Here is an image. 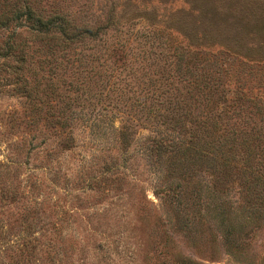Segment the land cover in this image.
<instances>
[{
	"label": "rangeland",
	"instance_id": "obj_1",
	"mask_svg": "<svg viewBox=\"0 0 264 264\" xmlns=\"http://www.w3.org/2000/svg\"><path fill=\"white\" fill-rule=\"evenodd\" d=\"M34 1L72 16L73 24L99 22L107 10L101 0ZM253 1L248 5L259 6L264 20V0ZM137 5L144 16L162 6L128 0L117 10L137 12L131 7ZM183 5L176 0L171 11ZM8 35L0 28V45ZM25 38H18L20 54L0 58V264H264V180L245 181L237 166L241 142L259 144L264 153V112L233 118L236 95L264 103L261 71L215 54L214 72L217 59L235 69L226 88L237 93L214 95V160L191 163L152 144L177 135L178 127H165L175 122L163 125L154 115L136 120L124 144L119 128L131 123L126 115L80 98L85 94L76 91L63 57L97 54L92 45L66 52L49 42L25 47ZM91 67L102 70L94 59ZM132 86L123 91H137L133 100L148 95ZM254 121L259 130L250 132ZM196 134L179 133L185 142Z\"/></svg>",
	"mask_w": 264,
	"mask_h": 264
},
{
	"label": "trees",
	"instance_id": "obj_2",
	"mask_svg": "<svg viewBox=\"0 0 264 264\" xmlns=\"http://www.w3.org/2000/svg\"><path fill=\"white\" fill-rule=\"evenodd\" d=\"M121 1L101 0L107 10L99 22L73 24L72 16L40 7L34 0H0V28L9 32L8 39L0 45V58L22 52L18 38L24 33L25 47L49 42L48 46L69 52L83 42L92 45L91 49L97 54H86L84 50L79 58L65 54V65L62 59L59 64L74 71L78 83L76 91L85 94L80 98L95 99V104L101 103L102 109L113 112L116 108L126 115L131 123L119 128L124 144L130 143L131 136L136 133V120L154 115L155 121L163 125L175 122L172 127L165 125L167 129L178 127V134H170V140H153L159 153H173L191 163L214 160V103H217L214 95L226 99L228 94L237 93L226 88L229 79L236 77L235 69L228 62L226 67H221L223 59L220 62L217 59L219 67L214 72V56L218 53L225 60L257 68L264 82V28L261 24L264 20L257 12L261 8L248 5V0H183L184 5L173 13L171 6L176 0H160L161 8H152V15L144 16L138 13L143 11L139 10L140 5L131 6L137 12L118 11L117 7L128 3V0ZM93 59L102 70L91 67ZM133 84L142 87L140 90L144 89L148 95L133 100V96H139L134 91L133 96H126L123 90L128 86L132 90ZM107 89L121 93L114 98L107 96ZM235 100L240 104L238 110L233 111L235 119L243 114L258 116L264 112L261 98L236 95ZM61 114L64 113H58V117ZM183 123L193 128L181 129ZM255 126L250 132L259 130ZM193 129L198 131L196 139L185 142L180 138V132L192 133ZM244 133L249 134L248 131ZM241 148L244 157L242 166H237L248 176L245 181L250 177L262 183L264 153L261 145L241 142ZM223 165L231 169L227 156Z\"/></svg>",
	"mask_w": 264,
	"mask_h": 264
}]
</instances>
